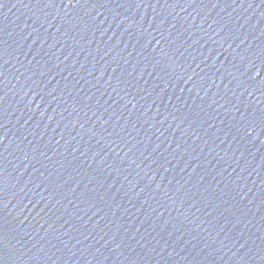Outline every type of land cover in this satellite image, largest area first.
<instances>
[{
	"label": "water",
	"instance_id": "obj_1",
	"mask_svg": "<svg viewBox=\"0 0 264 264\" xmlns=\"http://www.w3.org/2000/svg\"><path fill=\"white\" fill-rule=\"evenodd\" d=\"M0 264H264V0H0Z\"/></svg>",
	"mask_w": 264,
	"mask_h": 264
}]
</instances>
